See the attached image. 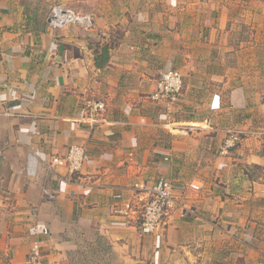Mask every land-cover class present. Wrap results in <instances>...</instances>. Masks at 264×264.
I'll return each instance as SVG.
<instances>
[{"label":"crops","instance_id":"1","mask_svg":"<svg viewBox=\"0 0 264 264\" xmlns=\"http://www.w3.org/2000/svg\"><path fill=\"white\" fill-rule=\"evenodd\" d=\"M34 1L0 0V264H28L35 243L44 264H264L250 221H212L232 207L204 201V152L223 159L221 134L204 136V118H177V101L153 96L159 74L178 68L188 74L173 99L187 100L203 61L146 38L104 47L96 64L99 30L52 28L50 13L34 22ZM227 72L216 76L215 111L241 109L249 96L235 68ZM88 101L106 104L97 122L80 114ZM71 145L86 155L79 173L48 170ZM160 178L183 210L144 235L119 210L135 201L133 185Z\"/></svg>","mask_w":264,"mask_h":264},{"label":"rangeland","instance_id":"2","mask_svg":"<svg viewBox=\"0 0 264 264\" xmlns=\"http://www.w3.org/2000/svg\"><path fill=\"white\" fill-rule=\"evenodd\" d=\"M33 3L29 5L36 13L34 22L46 19L55 5L88 16L89 25L64 26L98 29L96 56L121 39L142 44L151 38V42L165 40L174 44L179 60L188 59L185 55L191 53L203 61L196 65L195 72L199 75L187 100H174L175 95L162 98L168 100L166 104L177 101L180 108L175 111L177 118H204L205 127L211 126L206 127L204 136L221 134L219 151L223 159H217L220 153L213 147L204 152V201L217 196L228 208L232 207L220 211L212 221L220 220L222 213L224 221H250L252 243L263 262L264 0H35ZM141 33L146 35L143 37ZM234 68L249 95L246 105L234 111L232 108L215 111L213 103L220 105V99L214 98L217 96L214 93L223 86L216 76L224 70L232 73ZM172 70L181 74L183 87L186 69ZM226 101L227 98H221V104L228 105ZM225 143L230 146L226 148ZM249 155L262 159L263 163L250 161ZM194 183L190 186L201 188L198 180Z\"/></svg>","mask_w":264,"mask_h":264},{"label":"built area","instance_id":"3","mask_svg":"<svg viewBox=\"0 0 264 264\" xmlns=\"http://www.w3.org/2000/svg\"><path fill=\"white\" fill-rule=\"evenodd\" d=\"M49 24L52 28H60L69 23H80L89 25L88 16H80L70 9L55 5L49 15ZM157 80V88L154 97L162 98L164 96L176 95L182 88V76L176 70H166L160 73ZM106 104L104 101H88L80 107V114L87 118L90 123L97 122L100 116L105 112ZM186 133L185 131H182ZM230 143H225L229 147ZM224 148V149H226ZM86 158L83 147L71 145L63 157H53L46 165L48 170L56 166L66 167L72 175L79 173L81 164ZM192 187V186H191ZM174 184L170 179L160 178L147 186L145 184H136L134 193V202L131 205L119 210L123 215L130 216L136 221L140 232L144 235L158 233L166 225L176 209L183 210L176 198ZM116 197H121L118 193ZM28 264H44L43 255L37 243L30 247L27 257Z\"/></svg>","mask_w":264,"mask_h":264},{"label":"trees","instance_id":"4","mask_svg":"<svg viewBox=\"0 0 264 264\" xmlns=\"http://www.w3.org/2000/svg\"><path fill=\"white\" fill-rule=\"evenodd\" d=\"M106 54H107V51H105V48H103V51H102V53L100 54V56H97V57H96V64H99V61H98L97 59L104 60Z\"/></svg>","mask_w":264,"mask_h":264},{"label":"water","instance_id":"5","mask_svg":"<svg viewBox=\"0 0 264 264\" xmlns=\"http://www.w3.org/2000/svg\"><path fill=\"white\" fill-rule=\"evenodd\" d=\"M49 22V21H48Z\"/></svg>","mask_w":264,"mask_h":264}]
</instances>
